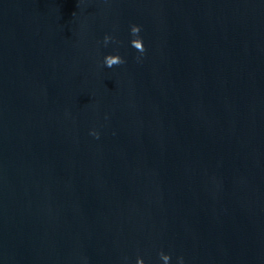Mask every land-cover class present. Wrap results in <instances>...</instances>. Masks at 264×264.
I'll return each instance as SVG.
<instances>
[{
	"label": "water",
	"instance_id": "water-1",
	"mask_svg": "<svg viewBox=\"0 0 264 264\" xmlns=\"http://www.w3.org/2000/svg\"><path fill=\"white\" fill-rule=\"evenodd\" d=\"M160 251L264 264V0H0V264Z\"/></svg>",
	"mask_w": 264,
	"mask_h": 264
},
{
	"label": "clouds",
	"instance_id": "clouds-1",
	"mask_svg": "<svg viewBox=\"0 0 264 264\" xmlns=\"http://www.w3.org/2000/svg\"><path fill=\"white\" fill-rule=\"evenodd\" d=\"M141 32V26L132 24L130 25V36L132 37L130 40V45L133 47L137 52L142 56L145 52V48L143 45L142 37L139 35ZM119 44L120 42L115 39V37L110 35H105L103 37V44L104 46H107L109 43ZM140 56H137L136 59L139 61ZM103 66L107 68H112L114 66H120L126 63L125 59L120 56L118 53L116 54H107L103 57ZM90 135H92L94 138H99V133L96 131H91ZM158 257L162 264H171L172 257L170 254H166L163 251L158 252ZM125 260L127 258L125 257ZM135 264H144V260L141 257H137ZM176 264H184V258L183 256H177L176 257Z\"/></svg>",
	"mask_w": 264,
	"mask_h": 264
}]
</instances>
